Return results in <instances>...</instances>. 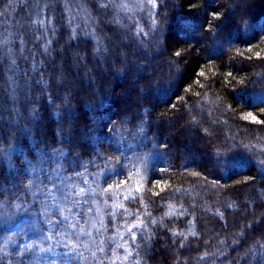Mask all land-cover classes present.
Segmentation results:
<instances>
[{
    "label": "trees",
    "instance_id": "trees-1",
    "mask_svg": "<svg viewBox=\"0 0 264 264\" xmlns=\"http://www.w3.org/2000/svg\"><path fill=\"white\" fill-rule=\"evenodd\" d=\"M0 264H264V0H0Z\"/></svg>",
    "mask_w": 264,
    "mask_h": 264
},
{
    "label": "rangeland",
    "instance_id": "rangeland-1",
    "mask_svg": "<svg viewBox=\"0 0 264 264\" xmlns=\"http://www.w3.org/2000/svg\"><path fill=\"white\" fill-rule=\"evenodd\" d=\"M236 2L237 1H235V3ZM25 220H26L25 217H20L13 223V225L9 229L10 232L19 234V238L13 246V248L15 249L16 248H20V249L27 248L31 243L30 235L24 232L25 231V227H24Z\"/></svg>",
    "mask_w": 264,
    "mask_h": 264
},
{
    "label": "snow or ice",
    "instance_id": "snow-or-ice-1",
    "mask_svg": "<svg viewBox=\"0 0 264 264\" xmlns=\"http://www.w3.org/2000/svg\"><path fill=\"white\" fill-rule=\"evenodd\" d=\"M81 191H83V190H81ZM85 203H87V201H85ZM88 211H91V209H89ZM99 231V230H98Z\"/></svg>",
    "mask_w": 264,
    "mask_h": 264
}]
</instances>
